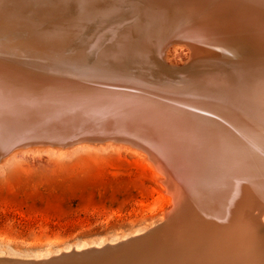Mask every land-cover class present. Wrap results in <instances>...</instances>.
<instances>
[{"label":"bare ground","instance_id":"6f19581e","mask_svg":"<svg viewBox=\"0 0 264 264\" xmlns=\"http://www.w3.org/2000/svg\"><path fill=\"white\" fill-rule=\"evenodd\" d=\"M4 7L22 14L10 17ZM197 10L215 14L197 24ZM182 24L191 47L182 37L161 47L167 33ZM199 43L210 53L206 68H170L186 65ZM109 77L135 84L131 91L117 87L116 93L91 94L111 108L140 106L152 112L160 107L146 98L161 99L169 89L197 90L172 99L176 126L200 148L203 142L216 144L217 157H206L204 147L198 164L190 161L185 174L174 138L159 151L148 150L130 122L96 118L75 120L69 128L61 121L39 124L43 107L14 118L12 113L7 123L3 117L0 171L20 158L37 165L84 150H123L137 153L154 169L167 206L163 220L142 233L137 227L129 235L29 253L0 247V264H264V0H0V87L5 91L82 89ZM77 126L86 128L79 136L85 138L67 145L29 144L15 132L34 127L70 134ZM117 130L121 136L111 133Z\"/></svg>","mask_w":264,"mask_h":264},{"label":"rangeland","instance_id":"374dc122","mask_svg":"<svg viewBox=\"0 0 264 264\" xmlns=\"http://www.w3.org/2000/svg\"><path fill=\"white\" fill-rule=\"evenodd\" d=\"M153 172L123 150H84L37 165L20 158L0 171V247L29 253L137 227L142 233L167 206Z\"/></svg>","mask_w":264,"mask_h":264},{"label":"water","instance_id":"95a60500","mask_svg":"<svg viewBox=\"0 0 264 264\" xmlns=\"http://www.w3.org/2000/svg\"><path fill=\"white\" fill-rule=\"evenodd\" d=\"M6 12L9 14L10 17L16 18L19 16V14H22V11H15L13 8H7L4 7ZM16 13H18L16 15ZM195 15L193 17V20H198L200 23L207 21L210 16H212V11H203L197 10L195 11ZM19 19V18H16ZM57 20V19H55ZM185 24H182L179 28L174 27L172 28L166 35V37L163 40V43L161 47L164 45V43H167L169 40L174 39L175 41H179V39L185 38V40L188 42L189 46L191 47L190 40L191 37L189 33L185 31ZM184 27V28H183ZM219 32H221V38L223 35V25L219 29ZM227 32H225L224 39L226 37ZM181 40V39H180ZM221 40V39H220ZM218 42V41H217ZM220 42V41H219ZM200 47H197L196 53H192L188 59H185L186 65L181 67H170L172 69H183L186 67H202L206 68L208 64L211 63L209 59H207L208 54L206 51H204L203 45L201 43ZM215 44V43H214ZM186 49V47H185ZM209 50V49H207ZM146 54L149 55V57L153 58L155 61L156 59L161 60L160 55H157V52L153 53L149 50H145ZM151 52V53H150ZM202 52V54H201ZM163 64V62H162ZM125 83L129 84L121 85L122 87L118 86L116 83ZM90 85L89 87H84L82 89L76 88V89H62V88H42L43 92L40 94H31V95H15L11 94L7 91H5L2 87H0V120L4 119V123L9 120H12L14 117H18V115H22L24 113L31 112L30 109H35L36 113L38 111V107L44 110L42 115L39 117L42 118V120L36 122L39 124H53L54 121H61V124L64 128H69L72 125V122L77 120L85 121L86 119L91 121L96 118L105 119L107 121H119L124 123H132L136 129L141 133L144 141L148 145V150L153 149L155 151H159V147L163 148L165 147L166 143L170 144V141H172V138L174 144L176 146L180 145L179 148L183 154L184 162H185V174L187 173L188 165H190V161H197L198 164V156L202 153V149L204 147L207 148L205 155L206 157L212 156L217 157V153L219 152V149L216 144H214L211 141H208L206 143H202V148L198 146V144L192 143L189 138L183 136V134L179 133L178 128L176 126V116L177 113H174L173 110V101L172 99H176L179 94L187 93L186 95L193 94V92L197 91L195 89H176V90H168L169 95L162 96L163 100L160 98H146L147 101H149L151 104H156L160 107V109H157L153 107V111L149 112L147 109H144L140 106L135 108L134 106H125L122 108H111V107H105L104 105L98 104V102L91 96V94L99 93V92H119L116 88L119 87L121 89L127 88L128 91L134 90L130 85H135L133 81H130L129 79H122V78H96L93 79L92 82H88ZM92 85V86H91ZM131 89V90H129ZM138 90V89H136ZM63 91H67L62 93ZM68 92H72V94H69ZM123 92V91H121ZM84 93V94H79ZM86 93H89L86 95ZM124 93V92H123ZM132 95V94H131ZM182 108V107H181ZM183 109V108H182ZM67 110V111H66ZM124 111V112H123ZM121 113H125V115H121ZM12 113V118H8V115L10 116ZM18 113V114H15ZM62 113V114H60ZM4 117V118H3ZM8 118V119H7ZM3 122L2 126L4 125ZM6 122V123H7ZM119 123V122H118ZM34 127H25L21 129H17L18 135L23 139L25 142L28 141L29 144H52L55 145L56 143H65L64 145L69 144L70 142H74L76 140H80L85 137H79L86 131V128L78 130V126L71 132L70 134H61L64 132H53L56 130H34ZM1 130L2 127L0 128ZM181 132V128L179 129ZM61 131V130H59ZM93 131V130H92ZM90 131V132H92ZM87 133V132H86ZM94 133V132H93ZM111 133L121 136L122 133L117 131H111ZM85 134V133H84ZM165 139V141H164ZM74 140V141H73ZM215 143L218 142L217 138H214ZM198 143V142H196ZM22 146L21 144H19ZM212 159V158H211ZM210 163L209 169L212 167L211 161H208Z\"/></svg>","mask_w":264,"mask_h":264}]
</instances>
